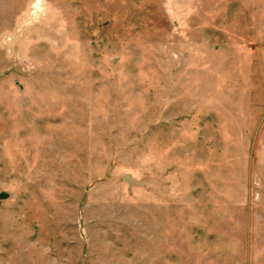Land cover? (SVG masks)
I'll return each instance as SVG.
<instances>
[{"label":"rangeland","instance_id":"1","mask_svg":"<svg viewBox=\"0 0 264 264\" xmlns=\"http://www.w3.org/2000/svg\"><path fill=\"white\" fill-rule=\"evenodd\" d=\"M0 264H264V0H0Z\"/></svg>","mask_w":264,"mask_h":264},{"label":"water","instance_id":"2","mask_svg":"<svg viewBox=\"0 0 264 264\" xmlns=\"http://www.w3.org/2000/svg\"><path fill=\"white\" fill-rule=\"evenodd\" d=\"M124 178L126 180V182L130 185L132 184H135V185H141L143 182L141 179H137V178H134L133 176H131L130 174L126 173L124 175Z\"/></svg>","mask_w":264,"mask_h":264}]
</instances>
